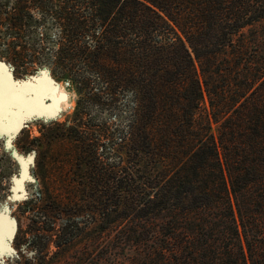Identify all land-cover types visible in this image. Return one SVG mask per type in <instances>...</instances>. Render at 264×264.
Here are the masks:
<instances>
[{"label":"trees","instance_id":"16d2710c","mask_svg":"<svg viewBox=\"0 0 264 264\" xmlns=\"http://www.w3.org/2000/svg\"><path fill=\"white\" fill-rule=\"evenodd\" d=\"M0 37L26 72L124 109L105 142L47 137L78 150L63 246L85 213L116 264H264V0H0Z\"/></svg>","mask_w":264,"mask_h":264},{"label":"rangeland","instance_id":"374dc122","mask_svg":"<svg viewBox=\"0 0 264 264\" xmlns=\"http://www.w3.org/2000/svg\"><path fill=\"white\" fill-rule=\"evenodd\" d=\"M6 45L8 41L0 37V55L4 57H0L2 74L21 90L58 93V89L64 88L59 98L66 104L58 105V100L53 107H34L30 112L25 109L19 116L22 117H13L8 126H3L6 122H0V153L11 155L17 163L11 189L0 202V264H74V256L82 250L90 254L87 264H116L110 262L116 253H107L102 241L94 242L92 227L86 223L90 218L85 213L82 215L87 235L73 244L62 245L63 223L68 216L58 208L68 203L72 198L70 192L77 185L73 158L78 150L71 139L50 141L47 137L56 129V124L75 126L84 123L81 130L100 133L101 138H98L105 142L107 129L117 132L126 125L123 107L112 113L99 105L83 103L76 88L52 76V70L47 66H28L26 72V66L15 62V52L4 53ZM6 59L18 66L17 72ZM35 92L31 91L29 95ZM48 102L52 103V98ZM36 139L39 140L37 143L33 141ZM22 143H27V147L22 148ZM27 202L29 211L22 214L20 207ZM38 236L40 238L36 239Z\"/></svg>","mask_w":264,"mask_h":264},{"label":"bare ground","instance_id":"6f19581e","mask_svg":"<svg viewBox=\"0 0 264 264\" xmlns=\"http://www.w3.org/2000/svg\"><path fill=\"white\" fill-rule=\"evenodd\" d=\"M1 71L2 70L0 69V81L3 82L5 88L7 89L8 86H15L12 83V81L8 78V76H5L4 73L2 74ZM64 90H65L64 88H61V89H58V93L56 91L53 93L52 91L43 92V90L39 91V89H38L39 92L36 93L35 90H33V89L21 90V89H19L18 87L15 86V91L18 92V93L24 94L25 97L28 100L31 101V103L27 107L22 108V109L21 108L11 107L10 104L6 103L5 104V108H4V112H3V119L0 120V122H6L5 124H3V126L4 125L8 126V125H10V121L12 119L14 120L13 117H15V119H16V117H19L21 115L22 111H24L25 109H27L28 111L29 110L32 111V109H34V107H44V106L53 107L57 103L58 100H59V104L58 105H64L65 102L62 101V99L59 98V97H61L60 93L62 91H64ZM31 91L35 92L36 94L30 96L29 94L31 93ZM49 98H52V103L48 102ZM37 110H38V108H37ZM12 113H15V115H12ZM23 114H24V112H23ZM21 117H19V118H21ZM1 230L2 229H0V231Z\"/></svg>","mask_w":264,"mask_h":264},{"label":"flooded vegetation","instance_id":"af4514ba","mask_svg":"<svg viewBox=\"0 0 264 264\" xmlns=\"http://www.w3.org/2000/svg\"><path fill=\"white\" fill-rule=\"evenodd\" d=\"M24 146L27 147V143L21 144L22 148H25ZM16 167L17 163L11 155L0 153V202L6 198L8 191L11 189L12 176L15 173ZM20 212L27 214V206L22 204Z\"/></svg>","mask_w":264,"mask_h":264},{"label":"snow or ice","instance_id":"6c2138e0","mask_svg":"<svg viewBox=\"0 0 264 264\" xmlns=\"http://www.w3.org/2000/svg\"><path fill=\"white\" fill-rule=\"evenodd\" d=\"M6 103L10 104L11 107L22 109L27 107L31 101L28 100L24 94L16 92L15 86H8L6 89L3 82L0 81V120L3 119ZM12 115H15V113H12Z\"/></svg>","mask_w":264,"mask_h":264}]
</instances>
